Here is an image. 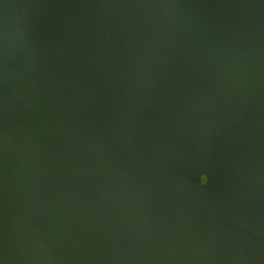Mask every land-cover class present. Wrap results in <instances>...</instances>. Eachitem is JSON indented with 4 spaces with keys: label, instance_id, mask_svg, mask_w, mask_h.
I'll use <instances>...</instances> for the list:
<instances>
[{
    "label": "water",
    "instance_id": "1",
    "mask_svg": "<svg viewBox=\"0 0 264 264\" xmlns=\"http://www.w3.org/2000/svg\"><path fill=\"white\" fill-rule=\"evenodd\" d=\"M0 264H264V0H0Z\"/></svg>",
    "mask_w": 264,
    "mask_h": 264
},
{
    "label": "clouds",
    "instance_id": "2",
    "mask_svg": "<svg viewBox=\"0 0 264 264\" xmlns=\"http://www.w3.org/2000/svg\"><path fill=\"white\" fill-rule=\"evenodd\" d=\"M206 182L204 181V182H201V184L203 185V184H205Z\"/></svg>",
    "mask_w": 264,
    "mask_h": 264
},
{
    "label": "snow or ice",
    "instance_id": "3",
    "mask_svg": "<svg viewBox=\"0 0 264 264\" xmlns=\"http://www.w3.org/2000/svg\"><path fill=\"white\" fill-rule=\"evenodd\" d=\"M206 182V181H205Z\"/></svg>",
    "mask_w": 264,
    "mask_h": 264
}]
</instances>
